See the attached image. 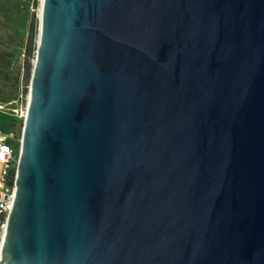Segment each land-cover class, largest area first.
I'll return each mask as SVG.
<instances>
[{
  "label": "water",
  "instance_id": "water-1",
  "mask_svg": "<svg viewBox=\"0 0 264 264\" xmlns=\"http://www.w3.org/2000/svg\"><path fill=\"white\" fill-rule=\"evenodd\" d=\"M0 264H264V0H41Z\"/></svg>",
  "mask_w": 264,
  "mask_h": 264
},
{
  "label": "trees",
  "instance_id": "trees-1",
  "mask_svg": "<svg viewBox=\"0 0 264 264\" xmlns=\"http://www.w3.org/2000/svg\"><path fill=\"white\" fill-rule=\"evenodd\" d=\"M36 6V0H0V106H14L20 90L28 94L38 34L31 7ZM20 56L21 68L15 65ZM17 122L16 117L11 121L15 133Z\"/></svg>",
  "mask_w": 264,
  "mask_h": 264
},
{
  "label": "built area",
  "instance_id": "built-area-1",
  "mask_svg": "<svg viewBox=\"0 0 264 264\" xmlns=\"http://www.w3.org/2000/svg\"><path fill=\"white\" fill-rule=\"evenodd\" d=\"M27 100L28 94L24 96L20 90L18 99L15 101V103L20 102V107L18 110H13L15 117L19 120L24 121ZM24 101L25 107H23ZM11 136L12 135L8 138H11ZM17 158L18 152L13 146L7 143V139H0V253L4 242L8 216L15 197V170Z\"/></svg>",
  "mask_w": 264,
  "mask_h": 264
},
{
  "label": "rangeland",
  "instance_id": "rangeland-1",
  "mask_svg": "<svg viewBox=\"0 0 264 264\" xmlns=\"http://www.w3.org/2000/svg\"><path fill=\"white\" fill-rule=\"evenodd\" d=\"M37 2V6L36 7H31V13L34 14L35 16V19H36V23H37V33H39V16H40V7H41V0H36ZM37 42H38V34H37ZM37 42H36V45H37ZM36 52V51H35ZM34 62V60H33ZM16 67H22L23 66V56H20L16 62ZM23 73V72H22ZM23 78V77H22ZM21 78V85L24 84L23 82V79ZM14 106H0L1 108V111H7L8 113H11L13 114L14 118H15V114H14V111L13 110H18L19 107H20V102H17L13 104ZM10 107H14V108H10ZM23 107H25V101L23 103ZM22 127H23V120H19L18 119V122H17V126H16V129L15 131H17L16 133L14 131H12V136L11 138H7V141L10 142V144H12L13 148L16 149H19V146H20V138H21V131H22Z\"/></svg>",
  "mask_w": 264,
  "mask_h": 264
},
{
  "label": "crops",
  "instance_id": "crops-1",
  "mask_svg": "<svg viewBox=\"0 0 264 264\" xmlns=\"http://www.w3.org/2000/svg\"><path fill=\"white\" fill-rule=\"evenodd\" d=\"M14 115L0 109V139H7L12 135L11 121ZM1 170V167H0Z\"/></svg>",
  "mask_w": 264,
  "mask_h": 264
}]
</instances>
